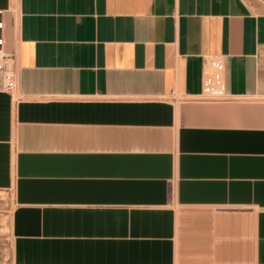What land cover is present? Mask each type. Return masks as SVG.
<instances>
[{"label":"crops","instance_id":"obj_1","mask_svg":"<svg viewBox=\"0 0 264 264\" xmlns=\"http://www.w3.org/2000/svg\"><path fill=\"white\" fill-rule=\"evenodd\" d=\"M0 8L13 264H264V0ZM212 57L224 100H200Z\"/></svg>","mask_w":264,"mask_h":264},{"label":"built area","instance_id":"obj_2","mask_svg":"<svg viewBox=\"0 0 264 264\" xmlns=\"http://www.w3.org/2000/svg\"><path fill=\"white\" fill-rule=\"evenodd\" d=\"M5 10L0 8V76L2 87L13 93L18 84L19 51L14 46L7 48L5 36L6 22L3 18ZM202 96L200 100L218 101L226 99L225 94V63L222 57L208 58L202 75Z\"/></svg>","mask_w":264,"mask_h":264},{"label":"rangeland","instance_id":"obj_3","mask_svg":"<svg viewBox=\"0 0 264 264\" xmlns=\"http://www.w3.org/2000/svg\"><path fill=\"white\" fill-rule=\"evenodd\" d=\"M6 193H0V264H13L11 235L9 230V214L10 206Z\"/></svg>","mask_w":264,"mask_h":264}]
</instances>
